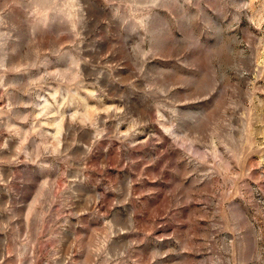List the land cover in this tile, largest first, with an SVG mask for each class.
Returning a JSON list of instances; mask_svg holds the SVG:
<instances>
[{
	"label": "rangeland",
	"instance_id": "374dc122",
	"mask_svg": "<svg viewBox=\"0 0 264 264\" xmlns=\"http://www.w3.org/2000/svg\"><path fill=\"white\" fill-rule=\"evenodd\" d=\"M0 264H264V0H0Z\"/></svg>",
	"mask_w": 264,
	"mask_h": 264
}]
</instances>
